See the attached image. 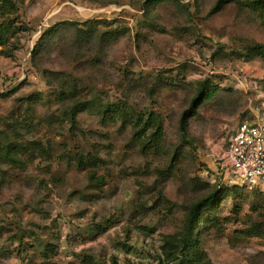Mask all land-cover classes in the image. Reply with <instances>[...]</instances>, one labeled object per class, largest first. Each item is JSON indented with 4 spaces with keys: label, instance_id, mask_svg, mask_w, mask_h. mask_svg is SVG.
I'll return each mask as SVG.
<instances>
[{
    "label": "rangeland",
    "instance_id": "1",
    "mask_svg": "<svg viewBox=\"0 0 264 264\" xmlns=\"http://www.w3.org/2000/svg\"><path fill=\"white\" fill-rule=\"evenodd\" d=\"M22 2L28 32L5 51L17 48L12 58L0 55V145L21 160L0 157V264H184L188 207L216 191L197 232L204 259L264 264V183L241 186L225 160L238 126L264 117V59L250 50L264 44L262 20L236 3L211 14L218 0ZM90 27L98 36L83 44ZM206 81L216 89L184 136L182 114ZM72 89L96 106L73 130L72 102L58 98ZM120 104L134 120L154 114L161 139L103 118ZM79 155L99 165L81 168Z\"/></svg>",
    "mask_w": 264,
    "mask_h": 264
},
{
    "label": "trees",
    "instance_id": "2",
    "mask_svg": "<svg viewBox=\"0 0 264 264\" xmlns=\"http://www.w3.org/2000/svg\"><path fill=\"white\" fill-rule=\"evenodd\" d=\"M23 0H0V55H3L7 58H12L14 56V51L18 50L17 48L14 51H5L9 50L13 45V40L21 34L28 32V29L22 24L20 15L19 5L22 4ZM158 2L159 0H153ZM153 2V3H154ZM230 3H236L241 7H244L250 10L253 14L257 15L262 22L264 23V0H218L216 5L212 8L211 14H214L222 9L225 5ZM92 22L88 21L84 23V26H88ZM72 25V24H71ZM74 26V25H73ZM24 27V28H22ZM67 27L66 24H59L53 28H50L43 34V36L37 42L34 51L33 57H36L43 48H49L51 41L50 37L52 35L58 34L59 29ZM97 28L90 27L88 31L80 30V41L83 44H90L91 41L97 37ZM252 53V58H262L264 59V44H255L250 48ZM216 86H214L210 81H206L199 85L195 95L192 97L188 108L183 112L180 120L181 132L184 136L188 134L189 120L197 116L198 110L204 105L205 101L213 94ZM11 92L7 94L10 95ZM59 100L62 103L72 102V105L69 107L68 113V122L73 129L78 128V116L80 113L85 110H94L95 104L89 102L78 101L73 97V89L71 92H60L58 96ZM74 102V105H73ZM103 118L106 119L109 113L116 114L123 122L132 121L134 126L138 129L140 133L146 135L147 131L153 130L154 136L157 141H159L162 136L163 126L162 123L154 116L150 114L149 118L145 121L142 116H138L136 120L131 118L130 110L127 104L120 105H110L103 106L102 108ZM133 119V120H131ZM12 144H6L4 148L0 145V157L2 156L4 161L9 164L16 165L21 163V160L18 158V147L11 146ZM3 149V150H2ZM23 150V147L21 146ZM20 150V152L22 151ZM23 152V151H22ZM79 167L81 168H96L99 165L100 159L95 156H84L79 155L77 158ZM95 174L90 175V180L94 181ZM222 192H213L209 196L192 203L187 210V219L185 225V232L178 238V243L176 244L177 250L182 256H184V264H212L210 260L204 259L203 255L199 251L200 248V238L198 230L200 229V223L202 218L206 213L211 211V208L216 205L219 201V197ZM168 244L175 242L174 238L166 239Z\"/></svg>",
    "mask_w": 264,
    "mask_h": 264
},
{
    "label": "built area",
    "instance_id": "3",
    "mask_svg": "<svg viewBox=\"0 0 264 264\" xmlns=\"http://www.w3.org/2000/svg\"><path fill=\"white\" fill-rule=\"evenodd\" d=\"M225 160L241 186L256 188L264 183V117L238 126L227 142Z\"/></svg>",
    "mask_w": 264,
    "mask_h": 264
}]
</instances>
